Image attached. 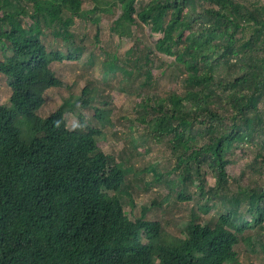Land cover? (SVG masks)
<instances>
[{
	"label": "trees",
	"instance_id": "1",
	"mask_svg": "<svg viewBox=\"0 0 264 264\" xmlns=\"http://www.w3.org/2000/svg\"><path fill=\"white\" fill-rule=\"evenodd\" d=\"M91 1L84 10L83 0H1L0 73L12 97L0 104V264H243L241 236L264 230V0H151L140 10L138 0ZM116 10L110 31L119 40L140 42L142 28L161 38L146 47L144 66L134 46L123 67L111 56L105 75L136 73L150 83V57L175 58L186 91L145 99L136 123L155 141L168 140L180 177L193 181L195 170L202 196L207 167L215 180L208 195L225 202L217 220L194 215L181 236L147 219V208L127 215V173L101 150L104 133L83 112L106 120L92 107L95 93L86 87L50 117L40 115L46 92L64 85L53 64L81 52L50 51L46 31L70 43L77 19L91 20L98 33L96 15ZM245 146L257 152L251 167L261 180L234 191L228 157Z\"/></svg>",
	"mask_w": 264,
	"mask_h": 264
},
{
	"label": "rangeland",
	"instance_id": "2",
	"mask_svg": "<svg viewBox=\"0 0 264 264\" xmlns=\"http://www.w3.org/2000/svg\"><path fill=\"white\" fill-rule=\"evenodd\" d=\"M83 1L84 10L93 7L91 0ZM149 1L151 0H138V9ZM118 14L119 11L116 10L112 16L96 15L100 18L98 33L97 25L91 20L77 19L71 29L73 38L70 43L54 37L51 31H46L44 40L50 51L68 54L72 48H79L81 52L74 61L65 60L53 64L54 71L64 85L46 92V103L40 115L43 118L50 117L66 100L72 96L80 97L86 87L95 93L96 101L92 107L104 113L106 120L99 122L95 118V110L83 112L89 123L101 128L104 133L99 142L101 150L121 163L127 173L122 197L127 215L136 219L147 208V219L158 221L169 234L181 236L194 215L207 222L217 220L225 213V202L223 204L222 200H211L208 195L215 180L207 167L201 171L208 180L204 189L206 196H202L199 181L195 179V170L192 172L193 181L180 177L182 170L176 169L177 161L168 140L155 141L136 123L139 115L137 106L145 99L167 98L171 93L182 95L186 91L182 68L172 64L175 58L161 55L150 57L152 64L146 66V71L152 69L153 72L150 83H147L145 76L136 73L130 77H123L118 72L105 75L104 64L111 62V56L116 57L118 65L123 67L125 54L131 47L138 46L143 56L146 47H153L154 42L161 38L160 35L152 36L148 28H142L136 36L140 42L135 43L134 39L119 40L110 31ZM3 58L4 49L0 46V60ZM141 61L144 66V56ZM127 71H133L129 62ZM0 86V104L10 106V80L1 73ZM68 123L69 128L75 130L78 126L77 115H69ZM256 154L254 148L245 146L237 148L228 157L230 163L227 170L232 190L236 191L239 186L253 185L261 180L255 173L257 169L251 167ZM262 180L264 181V177ZM209 207L211 209L206 211ZM237 249L243 264H264V230L256 228L245 231Z\"/></svg>",
	"mask_w": 264,
	"mask_h": 264
}]
</instances>
